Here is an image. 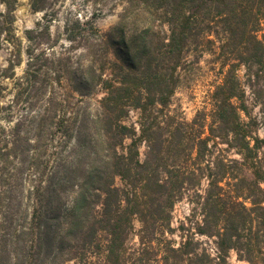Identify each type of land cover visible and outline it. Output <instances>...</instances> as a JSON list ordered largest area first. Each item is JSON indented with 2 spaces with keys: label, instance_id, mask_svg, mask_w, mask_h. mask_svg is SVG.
<instances>
[{
  "label": "trees",
  "instance_id": "1",
  "mask_svg": "<svg viewBox=\"0 0 264 264\" xmlns=\"http://www.w3.org/2000/svg\"><path fill=\"white\" fill-rule=\"evenodd\" d=\"M15 8L0 0V47L13 56L0 70L12 79L0 264H226L229 251L264 264V139L246 98L264 112V0H120L107 30L70 31L78 53L43 41L42 27L22 45ZM204 53L220 80L185 121L171 99Z\"/></svg>",
  "mask_w": 264,
  "mask_h": 264
},
{
  "label": "rangeland",
  "instance_id": "2",
  "mask_svg": "<svg viewBox=\"0 0 264 264\" xmlns=\"http://www.w3.org/2000/svg\"><path fill=\"white\" fill-rule=\"evenodd\" d=\"M119 11L120 0H45L42 10H33L31 0H16L14 31L22 38V45H25L23 32L26 29L42 27L45 31V28H48L49 36L44 33L43 41L54 45L56 50H60L61 46L69 48V45H72V48H70L72 53H78L80 51L78 42L71 43L66 38L71 33L70 31L74 29L73 32L78 34L84 31L80 28H84V32L88 33L89 36L93 33L91 26L105 31L117 21ZM77 26H80V28ZM12 57L10 46L2 45L0 47V70L8 66V61ZM24 61L25 56L22 54L21 64L15 67L16 75L22 73L25 66ZM239 75H242V71H239ZM219 80L218 66L210 54L204 53L200 58L199 67L195 70L192 77L176 88L171 99L170 109L183 120L190 121L196 111L208 107L209 95ZM0 83L4 87L3 97H0L1 131L4 128H8L4 118L7 117L8 113L5 108L12 97V79L0 75ZM246 96L250 113L256 119L255 127H252V129L259 139H264V112L254 103L248 90L246 91ZM95 97L99 98L101 94H97ZM136 117V112H131L129 121H135ZM143 149L144 147L141 145L140 150L143 151ZM230 155L234 154L231 152ZM258 156L264 171V143H262V147L258 151ZM188 211L189 206L185 201L176 203L172 213V225L176 226L178 221L183 220ZM139 227L140 223L134 219L133 230L129 234L127 241L129 244L137 243ZM175 238L178 240L177 237ZM226 264L248 263L238 259L234 251H229Z\"/></svg>",
  "mask_w": 264,
  "mask_h": 264
}]
</instances>
